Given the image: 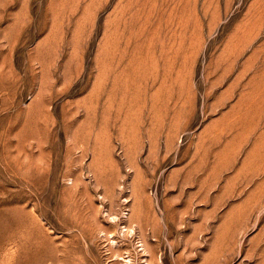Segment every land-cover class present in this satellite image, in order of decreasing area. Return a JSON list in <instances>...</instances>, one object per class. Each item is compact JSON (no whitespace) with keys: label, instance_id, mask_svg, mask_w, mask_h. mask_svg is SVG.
<instances>
[{"label":"rangeland","instance_id":"obj_1","mask_svg":"<svg viewBox=\"0 0 264 264\" xmlns=\"http://www.w3.org/2000/svg\"><path fill=\"white\" fill-rule=\"evenodd\" d=\"M0 222V264H264V0H0Z\"/></svg>","mask_w":264,"mask_h":264},{"label":"bare ground","instance_id":"obj_2","mask_svg":"<svg viewBox=\"0 0 264 264\" xmlns=\"http://www.w3.org/2000/svg\"><path fill=\"white\" fill-rule=\"evenodd\" d=\"M0 223H1V222H0ZM4 224H5V223H4ZM5 225H7V223H6ZM5 225H4V226H5ZM4 229H5V228H4ZM4 229H3V230H4ZM6 229H7V228H6ZM3 245H4V244H3ZM144 250H145V249H144ZM146 251H148V250H146ZM146 251H145V252H146ZM146 253H147V252H146ZM146 263H147V262H146ZM7 264H8V263H7Z\"/></svg>","mask_w":264,"mask_h":264}]
</instances>
